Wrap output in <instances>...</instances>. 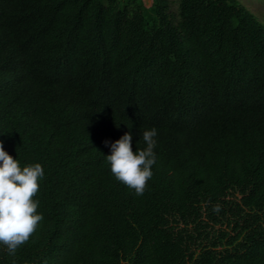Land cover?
I'll list each match as a JSON object with an SVG mask.
<instances>
[{
  "label": "trees",
  "instance_id": "obj_1",
  "mask_svg": "<svg viewBox=\"0 0 264 264\" xmlns=\"http://www.w3.org/2000/svg\"><path fill=\"white\" fill-rule=\"evenodd\" d=\"M152 126L137 195L105 141ZM0 140L45 171L0 264H264V24L240 0H0Z\"/></svg>",
  "mask_w": 264,
  "mask_h": 264
},
{
  "label": "clouds",
  "instance_id": "obj_2",
  "mask_svg": "<svg viewBox=\"0 0 264 264\" xmlns=\"http://www.w3.org/2000/svg\"><path fill=\"white\" fill-rule=\"evenodd\" d=\"M131 126V125H129ZM158 129L146 127L142 131L143 146L133 148V132L127 131L109 143L106 154L114 176L142 195L153 175L152 166L157 161ZM45 171L41 162L21 164L0 140V244L10 253L27 241L36 231L44 214L38 211L40 201L36 194ZM219 212L220 205L213 206Z\"/></svg>",
  "mask_w": 264,
  "mask_h": 264
},
{
  "label": "rangeland",
  "instance_id": "obj_3",
  "mask_svg": "<svg viewBox=\"0 0 264 264\" xmlns=\"http://www.w3.org/2000/svg\"><path fill=\"white\" fill-rule=\"evenodd\" d=\"M150 3V0H146ZM248 9L256 14L258 19L264 24V0H240ZM177 4L174 2L171 4V11H175Z\"/></svg>",
  "mask_w": 264,
  "mask_h": 264
}]
</instances>
